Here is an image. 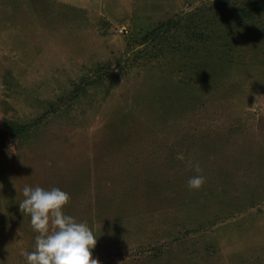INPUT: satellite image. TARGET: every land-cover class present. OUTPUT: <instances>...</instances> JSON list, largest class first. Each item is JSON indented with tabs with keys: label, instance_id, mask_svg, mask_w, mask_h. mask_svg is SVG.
Returning a JSON list of instances; mask_svg holds the SVG:
<instances>
[{
	"label": "rangeland",
	"instance_id": "obj_1",
	"mask_svg": "<svg viewBox=\"0 0 264 264\" xmlns=\"http://www.w3.org/2000/svg\"><path fill=\"white\" fill-rule=\"evenodd\" d=\"M26 185L100 264H264V0H0V264Z\"/></svg>",
	"mask_w": 264,
	"mask_h": 264
},
{
	"label": "clouds",
	"instance_id": "obj_2",
	"mask_svg": "<svg viewBox=\"0 0 264 264\" xmlns=\"http://www.w3.org/2000/svg\"><path fill=\"white\" fill-rule=\"evenodd\" d=\"M190 166L196 173L202 172L198 162L195 165L190 162ZM205 182L203 175H195L187 184L189 189L199 190ZM23 196L19 209L30 215L31 225L38 233L34 250L22 253L27 264H100L92 254L97 243L92 229L86 222H77L63 211L71 200L69 193L58 187L45 190L26 185Z\"/></svg>",
	"mask_w": 264,
	"mask_h": 264
},
{
	"label": "trees",
	"instance_id": "obj_3",
	"mask_svg": "<svg viewBox=\"0 0 264 264\" xmlns=\"http://www.w3.org/2000/svg\"><path fill=\"white\" fill-rule=\"evenodd\" d=\"M176 23H178L179 22V20H176L175 21ZM158 31H163V32H167V31H169V29H167V28H164V29H159V30H155L151 35V38H155V37H158L159 36V34H160V32L158 33ZM29 129V127L28 126H26V125H12V127H11V133L13 134V139L14 140H17L18 138H20L21 136H22V134L25 132V131H27Z\"/></svg>",
	"mask_w": 264,
	"mask_h": 264
}]
</instances>
